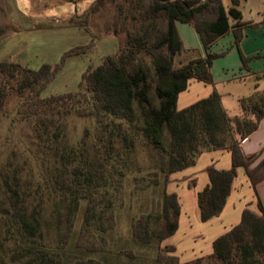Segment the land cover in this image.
Wrapping results in <instances>:
<instances>
[{"label":"rangeland","instance_id":"obj_1","mask_svg":"<svg viewBox=\"0 0 264 264\" xmlns=\"http://www.w3.org/2000/svg\"><path fill=\"white\" fill-rule=\"evenodd\" d=\"M96 1L0 0V60L38 69L44 63L54 65L61 62L64 53L74 46L89 44L86 54L66 59L42 96L50 98L77 90L87 69L96 68L107 56L127 48L128 35L137 32L142 24L141 15L149 12V0H108L94 6ZM197 1L208 6L197 17V22L213 20L219 2L224 6L230 4L229 0ZM258 6L263 9L261 12L256 10ZM239 9L246 19L259 18L258 14L264 15V0L243 1ZM178 29L185 43L199 52L202 42L194 26L179 23ZM233 43L225 36L213 49L217 57L212 72L226 101L229 98L226 93L248 100L251 85L226 80L229 78L226 73L238 75L241 69H245L234 65L237 57L241 62V57L237 51L236 57L231 53ZM261 55L264 56V52ZM194 56L192 53L177 55L174 66L180 67ZM135 65L147 71L152 83L151 95L158 103L156 86L159 79L152 57L139 53ZM260 76L264 84V72ZM4 82L0 77L1 87L5 86ZM16 84L14 80L7 82V92L0 107V174L11 175L19 168L22 197L31 194V208L36 206L45 211L44 235L32 243L24 242L21 237L5 240L9 224L2 221L0 264H34L42 255L39 249H45L48 255L53 253L57 264H156L158 246L164 248L163 242L160 243L154 234L152 243H137L133 238V223L144 215L152 214L151 231L160 232L164 228L161 217L164 173L159 171L161 157L158 152L141 132H136L135 127L125 121L124 129L135 140L132 147L125 146L118 137L113 117L79 116L74 109L61 114V140L59 143L46 142L47 147L35 137L33 125L34 121L49 117L53 110L47 106L44 111L47 115L25 117L21 111L25 107L23 101L27 93L19 94ZM66 107L70 108V105ZM167 138L170 139L168 135ZM51 145L52 149H49ZM100 163H104L105 171ZM76 167L85 173L90 170L94 175L91 189L104 219L96 218L89 233L90 238L100 244L99 251H88L77 244L79 234L86 226V199L79 200L72 217L71 233L66 237V208L74 196L85 193L86 185L77 183L78 178L84 181V177L72 175ZM65 174L71 178L72 187L68 192L57 183V179ZM257 174H264V167L259 168ZM156 179L160 181L158 185L153 183ZM108 206L113 212L112 220L106 219ZM111 221L113 228L104 230ZM103 237L106 243L102 241ZM29 247L33 248L32 253L28 252ZM127 249H133L137 257L126 256L123 251Z\"/></svg>","mask_w":264,"mask_h":264},{"label":"trees","instance_id":"obj_2","mask_svg":"<svg viewBox=\"0 0 264 264\" xmlns=\"http://www.w3.org/2000/svg\"><path fill=\"white\" fill-rule=\"evenodd\" d=\"M106 1L108 0H97L94 6ZM149 2V12L141 15L142 24L137 32L128 35L127 48L107 56L96 68L87 69L79 82V88L75 91L53 95L50 98L42 96V92L56 77L66 59L86 54L89 44L74 46L64 53L61 62L54 65L44 63L38 69L0 60V77L5 80V86L7 82L14 80L17 83L16 91L19 94L27 93L21 114L28 118L46 114L44 111L47 106L53 110L49 117L34 121L33 131L40 142L59 143L62 136L61 114H67L74 109L79 116H108L119 120L117 124L113 120L117 135L125 146L132 147L135 140L131 139L128 131L124 129L125 121L134 126L136 132H141L158 152L161 157L159 171L164 173V194L161 203L164 228L160 232L151 231L152 214L138 218L133 223V238L142 245L152 243L154 234H157L158 241L162 243L178 229L181 210L178 196L175 193H167L166 185L171 173L194 165L204 151L228 149L232 154V167L218 169L210 166L207 169L210 184L198 194L203 221L222 212L239 167L246 169L254 186L264 177V174H257L258 169L264 167V160L258 166L252 167L253 160L245 157L240 147L241 140L253 133L264 118V92L248 100L242 99L244 114L235 118L228 115L222 105L221 96L216 92L184 109L177 108L178 95L187 89L191 78L209 84L214 82L212 66L217 54L211 52V46L231 29V17H241L240 11L234 6L227 10L223 3L219 2L213 20L197 22V17L208 7L206 3L200 4L197 0ZM177 22L194 26L206 52L204 57L192 59L180 67L174 66V58L184 51ZM240 38L241 34L237 32V43ZM82 46L86 48H81ZM142 52L153 59L159 79L156 86V94L160 100L158 103L154 102L151 95L152 83L147 71L142 66L135 65L137 54ZM240 54L246 66L248 58L241 52ZM5 86H0V107L7 92ZM80 103L84 104L80 106ZM68 105L70 108L66 107ZM112 141L110 138V142ZM46 146L49 147L48 144ZM49 149H52V145ZM100 166L105 171L104 163H100ZM101 171L104 174L103 170ZM72 175L83 176L84 181L78 178L77 183L86 186L85 193L74 196L66 208V237L71 233L72 217L79 200L86 199V226L80 232L77 244L88 251H99L100 244L91 239L89 233V228L96 218L104 219L100 216L99 202L94 198L91 189L94 175L90 170L85 173L80 167L74 168ZM0 176V225L2 221L9 224L5 240L21 237L24 242L32 243L35 238H42L45 211L36 206L31 208V194L22 197L19 168L11 175L2 173ZM70 181V175L66 174L57 179L61 189L66 192L72 187ZM153 183L158 185L160 181L156 179ZM259 210L257 213L246 208L242 213L241 222L214 241L213 254L181 263L175 254L174 246H158L156 264H264V207L261 202ZM107 211L109 212L106 219L112 220L111 208ZM113 226L111 221L109 226L103 229ZM102 241L107 242L105 237ZM33 251L32 247L28 248L29 253ZM39 251L42 255L34 264H57L53 253L48 255L45 249ZM123 253L130 258L137 257L133 249L124 250Z\"/></svg>","mask_w":264,"mask_h":264},{"label":"crops","instance_id":"obj_3","mask_svg":"<svg viewBox=\"0 0 264 264\" xmlns=\"http://www.w3.org/2000/svg\"><path fill=\"white\" fill-rule=\"evenodd\" d=\"M243 1L246 0H229V6L225 5L227 10L234 6L240 11L241 17L239 19L230 18L231 29L212 44L211 52L220 45L225 36H228L235 44L231 53H234L236 57V51L239 54L241 52L248 58L245 66L240 54L241 62L237 57L234 65L237 68L240 66L239 69L243 67L245 69H241L238 75H230V72L226 73V76L229 77L226 80L229 83L238 81L244 83V85H251L250 91L252 90V92L248 97L249 99L264 92V84L260 81L262 78L260 74L264 72V56L261 55L264 52V15L258 14L260 15L259 18L250 17V19H246L245 14L239 9ZM256 8V10H260L259 12L263 10L259 6ZM179 23L182 22H177V26ZM237 32L241 34L238 43L236 42ZM196 34L200 37L198 32ZM181 39L183 40L182 36ZM183 44L184 54L192 53L195 55L190 60L206 55L203 42L199 52L187 45L184 40ZM217 84L215 78L212 84L205 83L197 78H191L187 89L178 95L177 108L179 110L184 109L216 92L221 96L222 105L231 118L243 115L241 100L246 98H242L240 95L234 96V93H226L229 97L226 101V98L221 95L223 93L220 92ZM250 116L253 117L252 114ZM240 147L244 156L253 160L252 167L258 166L264 160V118L260 120L258 128L253 133L241 140ZM210 166H215L218 169H230L232 167L231 152L228 149L204 151L199 155L194 165L171 173L166 185L167 193L177 194L181 210L178 218V229L163 241V245L174 246L175 254L179 257L181 263L192 262L213 254L214 241L241 222L242 213L246 208L259 213V202L264 207V177L254 186L246 169L239 167L222 212L207 221H203L198 194L210 184V177L207 172Z\"/></svg>","mask_w":264,"mask_h":264},{"label":"built area","instance_id":"obj_4","mask_svg":"<svg viewBox=\"0 0 264 264\" xmlns=\"http://www.w3.org/2000/svg\"><path fill=\"white\" fill-rule=\"evenodd\" d=\"M199 1H205V0H199Z\"/></svg>","mask_w":264,"mask_h":264}]
</instances>
